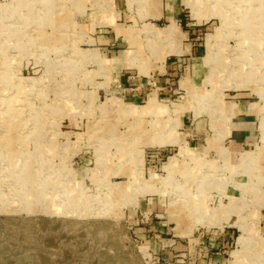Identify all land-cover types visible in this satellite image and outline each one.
<instances>
[{"label": "rangeland", "instance_id": "1", "mask_svg": "<svg viewBox=\"0 0 264 264\" xmlns=\"http://www.w3.org/2000/svg\"><path fill=\"white\" fill-rule=\"evenodd\" d=\"M262 74L264 0H0V264H264Z\"/></svg>", "mask_w": 264, "mask_h": 264}, {"label": "bare ground", "instance_id": "2", "mask_svg": "<svg viewBox=\"0 0 264 264\" xmlns=\"http://www.w3.org/2000/svg\"><path fill=\"white\" fill-rule=\"evenodd\" d=\"M14 1V0H13ZM47 1V0H46ZM49 1V0H48ZM212 2V1H211ZM23 5V4H22ZM63 19H64V17H63ZM41 21V20H40ZM42 22V21H41ZM44 25V24H43ZM250 25V24H249ZM250 27V26H249ZM173 28H175V24H171L169 27H167V29L169 30V31H171ZM17 31V30H16ZM249 31V30H248ZM246 34H249V33H246ZM212 36H214V35H210L209 37V39H208V42H210V39H211V37ZM62 38V37H61ZM211 43V42H210ZM209 43V44H210ZM30 44H32V43H30ZM1 49H3V48H1ZM5 49V48H4ZM255 51V50H254ZM253 51V52H254ZM216 53H217V50H215V48L210 44L209 45V50H208V54H207V57H206V62L209 64V62L211 63V71L209 72V75H208V79L210 80V81H214V78H213V73L214 72H216L217 71V69L219 68V70L220 69H222V65H219V60L217 59V55H216ZM251 58V57H250ZM252 59V58H251ZM257 59V58H256ZM6 62V61H5ZM9 62V61H8ZM221 64V63H220ZM230 69H231V71H230ZM216 70V71H215ZM232 73V63L230 64V67L228 68V70H227V76H231L230 74ZM242 73V72H241ZM263 75V74H262ZM262 75H259L260 77H263L264 78V75L262 76ZM8 77V76H7ZM239 79L242 81V82H247V80H248V76H246L245 74L243 75V74H241V75H239ZM11 84V83H10ZM6 87V86H5ZM21 95V94H20ZM197 97V96H196ZM200 97V96H199ZM18 98V97H17ZM202 98V97H201ZM2 102V101H1ZM21 102V101H20ZM21 125V124H20ZM9 135V134H8ZM8 138H10V137H8ZM10 142V141H9ZM10 144V143H9ZM42 148V147H41ZM39 151V150H38ZM6 152V150L4 149L3 150V153H5ZM45 152V151H44ZM261 153L262 152H260V154H259V157H260V155H261ZM35 154V153H34ZM36 154H37V151H36ZM245 157H249V153L247 152H245L244 154H243ZM32 158V157H31ZM241 159V158H240ZM29 161V160H28ZM27 161V162H28ZM18 165V164H17ZM190 165V164H189ZM192 167V166H191ZM190 170V169H189ZM247 170V169H246ZM250 170V169H249ZM26 172H27V170H26ZM26 172H25V174H26ZM14 174V173H13ZM28 174V173H27ZM28 176V175H27ZM32 176V175H31ZM34 177H35V175H34ZM25 178V177H24ZM32 178V177H31ZM33 180V179H32ZM204 183V182H203ZM206 183V182H205ZM204 183V184H205ZM112 189V188H111ZM235 194V193H234ZM21 195V194H20ZM208 201V200H207ZM185 202V201H184ZM209 202V201H208ZM179 203V202H178ZM234 204V203H233ZM182 206V205H181ZM244 214H246V213H244Z\"/></svg>", "mask_w": 264, "mask_h": 264}]
</instances>
